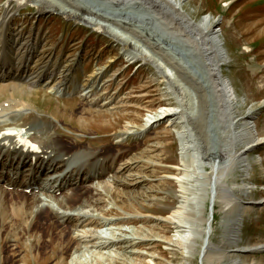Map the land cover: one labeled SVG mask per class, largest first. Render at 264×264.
<instances>
[{"label":"bare ground","instance_id":"1","mask_svg":"<svg viewBox=\"0 0 264 264\" xmlns=\"http://www.w3.org/2000/svg\"><path fill=\"white\" fill-rule=\"evenodd\" d=\"M18 1L5 0L1 8V11L4 9V14L0 19V93L3 92L2 90L7 91L8 98L0 103V117L15 111L22 114L19 118L26 120L24 119L23 124H18L16 115L10 117V120L6 118L0 120V218L7 217L10 209L6 199L9 194L7 189L12 192L13 190L25 192L30 196L24 193L22 204H17L13 209L16 219L21 223L18 227L20 231L30 234L34 225L43 223L52 230L61 228L60 244L63 245L69 239L70 230L94 226L91 230L90 228L84 230L87 232L86 240L71 239V244H77L74 246L76 253L70 262L63 258L66 264H81L80 260L87 255H92L91 257L94 258L92 263H99L102 259L99 254L106 255L108 260L112 259L117 264H130L131 257L137 255L136 248L139 245L154 243L158 240L160 232L152 229L148 231L145 226L130 231L129 238H122L119 234L121 228L118 227L117 222L111 219L101 221L88 217V212L82 211V208H91L92 205L95 208L103 202L99 188H93L89 184L108 174H112L115 185H140L141 188L130 191L136 197L137 195L148 196L156 191L155 183L147 185L140 183L148 176L147 169L154 159L153 157H149L146 161L143 159L146 150H142L141 154L139 152L138 155L130 156L131 149L122 150L123 143L113 142L98 150L83 148L72 153L69 151L71 146L66 145L61 138L53 136V132L61 134L54 122L46 117L39 118L34 112H28L31 103L17 97V94L22 95L32 89H46L65 96L72 94L73 87H68V82L65 81L70 69L64 56H61L58 61L53 60V51H42V47L46 46L43 39L39 42H36V39H26L17 33V29L12 28L8 18L13 10L11 3H18ZM30 1L38 4L40 10L49 7L68 17L75 19L83 17L98 29L103 27L106 29V24L97 18H109L117 24L118 22L121 25L126 24V27L132 29V26L128 25L129 22L126 23L128 18L124 16L132 15L133 10L111 0H82L84 1L80 3L82 5L76 3L80 0H68L75 9L45 4L44 0H25V2ZM129 1L136 3L139 12L143 13L140 18L147 14L152 17L154 23L147 29L148 31L137 33L145 43L150 41L149 45L157 49L162 60L168 63L176 73L178 85L175 90L181 101V106L165 107L151 117V123H160L168 118L167 125L179 126L178 130L181 133L179 136L180 139L182 138L181 152L184 155L182 165H175L172 169L176 173L170 176L183 184L182 189L174 193L177 203L172 207L168 217L159 219L157 223H172L178 231L174 239H169L170 245L173 248H179L183 253L181 262L176 264H192L190 259L195 250L194 246L197 244L199 253L202 252L203 260L200 264L210 262L212 264H244L246 260H238L234 257L239 253L264 251V241L245 243V246L240 243L245 215L255 209L259 203L250 196L252 191L249 186L243 184L241 189L244 187L245 190L240 194L234 191L236 186H231L227 181L235 170L246 179L254 171V162L264 170L263 159H255L253 162L248 155L250 150L264 143V136L259 134L256 122L252 121L255 116L253 109H249L247 113L239 112L243 103L238 100L232 82L222 73L223 66L229 62L230 54L224 46L222 35L216 28L219 20L209 14L198 22L193 21L189 12L185 10L186 0ZM143 1L148 4L142 3ZM151 4L158 5L159 11L150 8L148 5ZM115 6L120 7L116 9ZM82 10L86 13H82ZM87 13H91L96 19H86ZM159 22H164L168 28L173 29L174 46L161 39L159 27L162 26ZM161 44L162 46L166 44L168 49L163 50ZM124 47L127 51L131 44L127 42ZM73 75L80 78L79 70H73ZM182 87L187 94H189L188 91L193 93L191 106L187 104L185 91L181 92ZM60 89H62L61 92ZM81 98L84 106L92 103L87 102V96ZM14 107H18L19 110ZM77 112L79 111L75 110L72 116H75ZM212 115L218 123L220 122L219 131L216 134L212 131L213 129L211 130ZM147 124L143 131L148 127L149 124ZM14 127H20L21 130ZM134 129L133 126L127 125L121 137L118 136V140L124 141V136L127 135L125 133ZM37 134H43L45 140L39 138ZM26 137L38 143V151H35L32 145L27 146L24 141ZM78 142L84 143L82 140ZM114 151L117 153L115 154ZM103 156L108 161L112 160V163H101L100 157ZM96 169L102 172H96ZM70 172H76V176H68ZM79 173L80 180H78ZM200 179L203 180L200 185L201 192L196 190ZM202 189L208 193L204 194ZM80 190H84L87 196L76 205ZM20 192L17 193L20 194ZM222 193H226L227 199L222 197ZM120 201L122 202L121 199ZM207 202L209 203L208 215L205 216L204 206ZM211 203L213 205L210 213ZM218 203H223L222 208L225 209L223 213L227 219L223 223L224 234L214 243L211 236L214 233V212ZM55 204L58 206L57 209ZM109 211L107 210V213ZM198 213L203 215L198 218ZM144 222L149 223V219ZM109 225L110 232L106 234L104 233L107 231L96 232L98 228L105 229ZM37 238L44 241L42 234L37 235ZM37 238L32 244V249H37L33 258L37 264H40L37 261L39 259L37 255L41 254L40 250L44 245L41 246L42 243L37 242ZM95 239H102L104 242L96 243ZM51 240H54V237ZM241 249L245 250L242 252ZM149 261L150 264L162 263L155 257L150 258ZM252 264H257V261L254 260Z\"/></svg>","mask_w":264,"mask_h":264},{"label":"rangeland","instance_id":"2","mask_svg":"<svg viewBox=\"0 0 264 264\" xmlns=\"http://www.w3.org/2000/svg\"><path fill=\"white\" fill-rule=\"evenodd\" d=\"M111 1L133 10L132 15L124 16L128 18L126 23L129 22L128 25H131L133 30L126 27L125 23L126 26L119 22L117 24L109 18H97L106 24V29L104 27L103 29H96L82 16L79 19L66 17L62 13L60 14L58 10L55 11L49 7L40 10L38 4L33 1L26 2L22 6L11 3L13 10L8 18L12 28L17 29V33L26 39H36V42L43 39L46 46L42 47V51H53V60L58 61L61 56H64L70 69L65 81L68 82V87H73L72 94H66L67 96L58 95L46 89H32L22 93V95L17 94V97L26 99L25 101L31 103L28 112H34L39 118L46 117L58 126V132H61L62 135L53 132V136L61 138L66 145L71 146L68 150L72 153L83 148L98 150L113 142L115 144L123 143L122 150L131 149L130 156L138 155L139 152L141 154L142 150H146L143 159L146 161L149 157H153L154 160L151 161V165L147 169L148 176L145 177V181L140 183L141 185L155 183L159 189L156 188V191L148 196L137 195L136 197L130 191L136 190L140 185H115L112 174H108L89 184L93 188H99L103 202L95 208L92 205V211L88 207L82 208V211L88 212L87 216L94 219L101 221L111 219L117 222L122 231L119 232L122 238H129L131 236L130 231L145 226L148 231L152 229L160 232L158 240L154 243L139 245L136 248L137 255L131 257L130 264H150V258L154 257L161 261V264H176L181 262L183 253L179 248H173L169 239H174L178 231L175 230L172 223L160 222L158 224L157 222L163 217H168L172 207L177 203L174 193L183 187L181 182L170 177L176 173L172 168L183 163L182 138L180 139L179 136L181 133L178 130V125H167L169 123L168 118L160 123H151V117L164 110L165 107L181 106V101L175 90L178 85V78L175 76L176 73L172 67L162 60L157 49L149 45L151 44L150 41L145 43L137 33L148 31L147 29L154 23L152 17L147 14L140 18L143 13L139 12L137 4L132 3V1ZM4 2L5 0H0V19L4 14V9L1 11ZM68 2V0H44L45 4L75 9V6ZM81 2L82 0L76 3L82 5ZM142 3L148 4L144 1ZM148 6L159 11V6L156 4ZM115 7L117 9L120 6ZM185 10L189 12L193 21L198 22L209 14L219 20L216 28L222 35L224 46L227 47L230 54L229 62L223 66L222 73L232 82L238 100L243 103L239 112L247 113L249 109H253L256 117L254 116L252 121L256 122L259 134L264 136V0H186ZM81 12L86 13L84 10ZM86 15V19H96L91 13ZM159 24L162 26L159 27L161 39L174 46L175 33L173 29L168 28L164 22H159ZM127 42L131 44L128 52L124 47ZM166 47L167 45L163 44V50L168 49ZM157 61L158 63H156ZM75 69L79 70L80 78L73 75ZM79 85L82 87H78ZM93 87L97 89H93ZM2 91L0 103L8 98L7 91ZM59 91L61 92L62 89ZM183 91L186 93L187 104L191 106L192 91H188L191 96L182 87L181 92ZM86 96L87 102H92L89 104L90 106H84L81 102V97L85 98ZM14 109L19 110L18 107H14ZM75 110L79 112L72 116ZM17 113L15 111L9 112V115L1 116L0 120L5 118L8 120L16 115L18 124H23L25 118H19L22 114ZM210 123L211 130L213 129L212 131L216 134L219 131L220 122L218 123L212 115ZM146 124L148 127L143 131ZM127 125L133 126L135 129L126 132L124 141L120 142L118 136L121 137ZM14 128L20 129V127ZM37 136L45 140L43 134H37ZM144 136L145 138H143ZM78 140H82L84 143L81 144ZM91 142L96 143L92 144ZM248 155L253 162L255 159H263L264 161V143L250 150ZM111 161L105 159V156L100 157L101 163L110 164ZM258 166L259 164L254 162V171L246 179L242 178L241 173L235 170L227 181L231 186H236L234 191L240 194L245 190L244 187L241 189L243 184L249 186L252 191L250 196L259 203L255 209L245 215L240 241L243 246L260 240L264 241V170ZM98 171L102 172V170L96 169V172ZM80 175L79 173L78 180H80ZM68 176L75 177L76 172H70ZM199 182V187L196 190L201 192L200 185L203 180L200 179ZM7 191L9 194L6 199L10 209L7 217L0 218V264H37L33 258L37 249H32V244H34L37 235L41 234L44 241L40 238L36 240L42 243L41 246L44 245L40 250L41 254L37 255L38 263L66 264L63 258L70 262L76 253L74 246H77V244H71V239L86 240L87 232L84 230L90 227L70 230L69 239L63 245L60 244L61 228L52 230L43 223L34 225L30 234L20 231L18 227L21 223L20 220L16 219L13 209L17 204H22L23 196L27 193L15 190L13 193L8 189ZM203 191L204 194L207 192ZM86 196V192L80 190L75 204H79ZM223 196L227 199L226 193H222ZM120 199L122 202H119ZM208 204L207 202L204 206L206 209L205 216L208 215ZM222 207L223 203L216 204L214 212V233L211 236L214 243L221 238L225 230L223 223L227 218L223 213L225 209ZM55 208H58L57 204H55ZM201 208L203 209L202 206ZM107 210L110 211L107 213ZM201 215L203 214L198 213V218ZM230 216L231 214L228 218ZM146 219H149V223L144 222ZM109 227L110 225L105 229L98 228L96 232L107 231L104 233L106 234L110 232ZM112 227L116 228L113 225ZM93 228L94 226L90 230ZM33 234H35V238ZM52 237L54 240H51ZM95 241L96 243L104 242L102 239H95ZM194 248L190 260L192 264H200L203 260L202 252L199 253L198 244ZM244 250L241 249L242 252ZM118 251L120 252V250ZM99 255L102 262L99 261L95 264H117L112 259L108 260L106 255ZM91 256L83 257L80 263L94 264L91 262L94 260ZM234 258L246 260L244 264H252L254 260L257 261V264H264V251L239 253ZM207 264H212V262Z\"/></svg>","mask_w":264,"mask_h":264},{"label":"water","instance_id":"3","mask_svg":"<svg viewBox=\"0 0 264 264\" xmlns=\"http://www.w3.org/2000/svg\"><path fill=\"white\" fill-rule=\"evenodd\" d=\"M212 205H213V203H211V205H210V213H211V211H212Z\"/></svg>","mask_w":264,"mask_h":264},{"label":"snow or ice","instance_id":"4","mask_svg":"<svg viewBox=\"0 0 264 264\" xmlns=\"http://www.w3.org/2000/svg\"><path fill=\"white\" fill-rule=\"evenodd\" d=\"M12 135H15L14 133H12ZM33 148H35V146H33ZM38 150V149H37Z\"/></svg>","mask_w":264,"mask_h":264}]
</instances>
